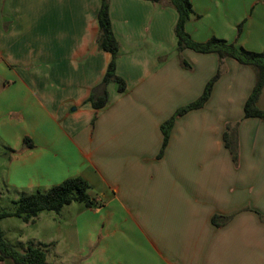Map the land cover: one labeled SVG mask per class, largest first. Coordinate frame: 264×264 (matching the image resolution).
Listing matches in <instances>:
<instances>
[{"label": "crops", "instance_id": "0c3cea01", "mask_svg": "<svg viewBox=\"0 0 264 264\" xmlns=\"http://www.w3.org/2000/svg\"><path fill=\"white\" fill-rule=\"evenodd\" d=\"M108 1L126 90L109 84L95 109L111 61L98 43L103 0H0L7 186L29 195L81 177L100 189V205L80 217V264H264V121L244 111L255 70L179 50L167 1ZM221 3L222 38L264 50V0ZM196 24L186 30L201 42ZM219 71L209 101L175 120L164 148L163 124Z\"/></svg>", "mask_w": 264, "mask_h": 264}, {"label": "trees", "instance_id": "16d2710c", "mask_svg": "<svg viewBox=\"0 0 264 264\" xmlns=\"http://www.w3.org/2000/svg\"><path fill=\"white\" fill-rule=\"evenodd\" d=\"M152 3L169 2L178 14V21L175 33L178 39L179 50L192 49L197 53L216 54L223 63L228 58L235 59L240 64L251 67L256 73V84L245 103L244 111L246 118H259L264 121V110L258 106L259 99L264 91V51L253 52L237 46L225 39L212 37L206 42H196L187 32L186 26L194 13L191 0H146ZM100 37L98 40L102 50L111 55L102 86L105 92L102 96L92 97L91 102L95 109H101L108 103V85L115 83L119 92L126 90L125 81L116 73L117 59L119 55V42L113 32L112 22L109 13V1L103 0L99 12ZM221 71L208 83L203 95L195 102L181 108L162 126L165 136L164 148L167 145L169 132L175 120L191 110L203 108L209 101L214 83L219 78ZM227 140V134H226ZM227 143V141H226ZM90 184L81 177L70 178L53 186L46 192L36 191L29 195H23L14 200V211L0 209V220L10 217H17L24 222H29L44 211L60 213L61 210L72 203H83L86 207H97L100 203L90 197ZM47 247V245H45ZM0 262L4 264H47V253L42 247L29 246L24 252L18 251L5 237L0 228Z\"/></svg>", "mask_w": 264, "mask_h": 264}, {"label": "rangeland", "instance_id": "374dc122", "mask_svg": "<svg viewBox=\"0 0 264 264\" xmlns=\"http://www.w3.org/2000/svg\"><path fill=\"white\" fill-rule=\"evenodd\" d=\"M191 1H194V13L191 18L196 20L195 30L202 39L200 41L206 42L212 37L224 39L223 28L229 25V18L221 0ZM204 2L205 7H212L211 12L203 11ZM258 106L264 107V99L258 102ZM6 153L7 150L0 143V209L14 211L13 201L29 192L17 191L7 186ZM99 191L98 187H92L89 192L90 197L95 199ZM92 208L86 207L83 203H72L65 206L60 213L44 211L27 223L17 217L2 219L0 228L6 239L20 252H24L29 246L42 247L47 253V264H80V249L84 248L82 230L79 228L80 217ZM94 220L92 218V221Z\"/></svg>", "mask_w": 264, "mask_h": 264}]
</instances>
